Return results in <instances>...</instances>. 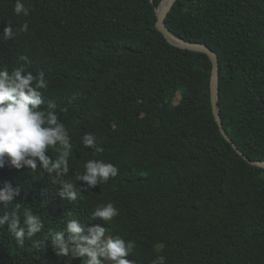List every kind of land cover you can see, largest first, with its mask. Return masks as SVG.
<instances>
[{
  "label": "trees",
  "instance_id": "obj_1",
  "mask_svg": "<svg viewBox=\"0 0 264 264\" xmlns=\"http://www.w3.org/2000/svg\"><path fill=\"white\" fill-rule=\"evenodd\" d=\"M162 0H22L28 16L0 0L7 21L27 32L0 33V68L43 70L45 105H57L73 144L70 179L89 159L113 163L118 175L76 204L61 200L47 175L6 163L5 182L22 188L13 205L41 216L44 233L70 216L135 243L128 258L152 264H264V168L250 164L222 134L211 100L213 63L205 52L173 45L157 28ZM166 25L219 56L223 124L242 151L264 160V0H177ZM180 93V98L175 99ZM95 135L103 151L81 143ZM79 189V183L77 182ZM112 202L108 224L91 211ZM2 207V205H0ZM0 264H83L51 247H19L0 228Z\"/></svg>",
  "mask_w": 264,
  "mask_h": 264
},
{
  "label": "clouds",
  "instance_id": "obj_2",
  "mask_svg": "<svg viewBox=\"0 0 264 264\" xmlns=\"http://www.w3.org/2000/svg\"><path fill=\"white\" fill-rule=\"evenodd\" d=\"M30 5L15 0L13 13L17 17L30 14ZM28 23L18 29L7 21L2 37L12 40L18 32H27ZM24 64L29 58L19 57ZM24 64L11 70L0 68V170L6 163L12 169L21 171L27 167L31 172L38 169L40 176L47 175L52 185H58L55 193L61 200L76 204L82 191L94 189L101 183L118 175L119 169L110 162L89 159L83 171L75 173L70 179V158L73 153L71 137L61 122L57 105L48 101L46 108L44 92L48 88L43 70L36 73L26 70ZM81 143L96 152L103 149L97 145L94 134L85 133ZM79 183V189L77 188ZM22 188L5 182L0 188V228L7 225V233L19 247L30 241L33 249H46L49 246L57 257L67 261L79 259L83 264H133L128 257L132 255L135 243L120 235L106 234V227L92 224L85 231L84 221L70 216L61 230L49 231L40 239L33 240L37 234L44 233V223L30 208L21 209L13 205L14 198L21 195ZM119 214L112 202L96 206L91 211L92 219H100L108 224ZM152 264H166L165 257L158 256Z\"/></svg>",
  "mask_w": 264,
  "mask_h": 264
},
{
  "label": "water",
  "instance_id": "obj_3",
  "mask_svg": "<svg viewBox=\"0 0 264 264\" xmlns=\"http://www.w3.org/2000/svg\"><path fill=\"white\" fill-rule=\"evenodd\" d=\"M177 0H162L160 4L156 8L157 12V22L156 26L157 28L165 35V37L169 40L170 43H172L175 46L184 48V49H190L193 51H199V52H205L207 53L213 63L212 67V75H211V100H212V107L214 116L220 126V130L223 134V136L232 143L235 150L243 156L244 159H246L250 164L255 166H260L264 168V160L263 159H252L248 157L242 149L234 142V140L231 138L229 133L227 132L222 116L220 113V104H219V79H220V67H219V56L216 51L211 49L207 44L199 41H191L184 39L178 35H176L167 25H166V18L169 14V12L172 10L174 4Z\"/></svg>",
  "mask_w": 264,
  "mask_h": 264
},
{
  "label": "rangeland",
  "instance_id": "obj_4",
  "mask_svg": "<svg viewBox=\"0 0 264 264\" xmlns=\"http://www.w3.org/2000/svg\"><path fill=\"white\" fill-rule=\"evenodd\" d=\"M179 98H180V93L177 95V98L175 99V101L177 102L179 100Z\"/></svg>",
  "mask_w": 264,
  "mask_h": 264
},
{
  "label": "bare ground",
  "instance_id": "obj_5",
  "mask_svg": "<svg viewBox=\"0 0 264 264\" xmlns=\"http://www.w3.org/2000/svg\"><path fill=\"white\" fill-rule=\"evenodd\" d=\"M165 1H167V0H165Z\"/></svg>",
  "mask_w": 264,
  "mask_h": 264
}]
</instances>
